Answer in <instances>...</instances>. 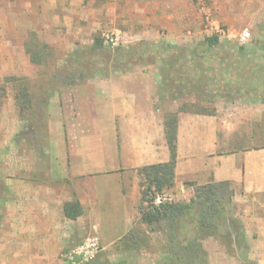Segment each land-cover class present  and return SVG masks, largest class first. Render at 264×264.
<instances>
[{
	"label": "rangeland",
	"instance_id": "rangeland-1",
	"mask_svg": "<svg viewBox=\"0 0 264 264\" xmlns=\"http://www.w3.org/2000/svg\"><path fill=\"white\" fill-rule=\"evenodd\" d=\"M245 29L251 37L242 45ZM210 37L219 39L214 48L204 44ZM125 72L161 75L173 110L215 114L219 108L233 118L234 104L245 106L243 100L260 93L264 99V0H0V173L9 135L15 143L41 138L44 147L53 145L64 108L71 111L70 96L98 92ZM154 189L143 205H154L160 194L169 204L189 203L196 191L187 200L173 187ZM4 194L0 178V218ZM224 196L225 213L214 235L202 240L195 264H260V243L245 239L233 197L226 203L227 190ZM137 210L133 229L110 249L89 235L45 261L69 264L65 254L97 238L99 252L84 264H163L168 233L163 226L151 231ZM76 225L60 227L68 232ZM35 259L2 255L0 264Z\"/></svg>",
	"mask_w": 264,
	"mask_h": 264
},
{
	"label": "crops",
	"instance_id": "crops-1",
	"mask_svg": "<svg viewBox=\"0 0 264 264\" xmlns=\"http://www.w3.org/2000/svg\"><path fill=\"white\" fill-rule=\"evenodd\" d=\"M116 77L98 92L70 96L71 111L64 108L53 145L44 147L41 138L35 145L22 138L15 143L8 136L0 173L5 193L0 256L17 254L36 258L31 264H48L45 258H57L73 240L97 235L108 250L127 235L139 217L138 172L170 162L165 130L174 112L173 190L188 200L196 187L229 183L244 237L260 243L264 264L262 94L243 100L245 106L234 104L233 118L226 119L219 108L215 114L173 110L161 75L125 72ZM241 109H248L246 116L239 115ZM73 200L83 210L76 220L63 211ZM65 221L76 222V229H61Z\"/></svg>",
	"mask_w": 264,
	"mask_h": 264
},
{
	"label": "trees",
	"instance_id": "trees-1",
	"mask_svg": "<svg viewBox=\"0 0 264 264\" xmlns=\"http://www.w3.org/2000/svg\"><path fill=\"white\" fill-rule=\"evenodd\" d=\"M218 43V37H210L205 39L204 44L209 48H214ZM20 96L22 97V95ZM20 96L17 98H21ZM20 111L23 112L24 107ZM195 113L206 114L205 112ZM174 115V120L170 117L167 118L165 130L167 144L171 152L170 162L146 167L138 172L144 179L140 183L142 188L141 203H144L148 192L152 191L151 189L155 188V192H160L164 188H171L174 185L177 149L176 114ZM195 190V195L189 203H167L161 206L153 205V203L143 205L142 203L138 206L141 221L151 231H154L156 226L161 228L163 226V230L168 233L163 264H195L202 248V240L214 235L213 229L217 228V221H220L225 213L224 192L226 190L228 192L226 203H230L234 195L233 189L227 182L206 184L196 187ZM63 211L65 216L71 220H76L83 214L78 201L66 203ZM187 224H191V229H188ZM191 232H193V238L188 236Z\"/></svg>",
	"mask_w": 264,
	"mask_h": 264
},
{
	"label": "built area",
	"instance_id": "built-area-1",
	"mask_svg": "<svg viewBox=\"0 0 264 264\" xmlns=\"http://www.w3.org/2000/svg\"><path fill=\"white\" fill-rule=\"evenodd\" d=\"M251 37V32L248 29H245L240 35V44H246ZM171 200L168 196L165 195H156L154 198V205L161 206L163 204L170 203ZM99 252V243L97 238H89L82 245L78 246L74 250H71L65 254V259L70 264H84L88 260L94 258Z\"/></svg>",
	"mask_w": 264,
	"mask_h": 264
}]
</instances>
